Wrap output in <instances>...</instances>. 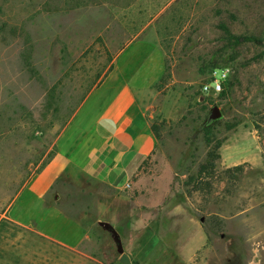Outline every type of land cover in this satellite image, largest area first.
<instances>
[{"label":"rangeland","instance_id":"obj_1","mask_svg":"<svg viewBox=\"0 0 264 264\" xmlns=\"http://www.w3.org/2000/svg\"><path fill=\"white\" fill-rule=\"evenodd\" d=\"M226 28L261 42L235 45ZM156 45L163 67L151 66L144 110L157 145L134 183L115 193L76 162L44 205L88 231L98 262L80 264H122L100 225L107 203L122 207L115 229L139 264H264V0H0V214L13 202L20 219L16 196L59 151L93 157L91 105L72 120L77 109L111 71L124 80ZM230 56L225 96L204 93L209 66ZM215 105L221 158L212 177H197ZM23 192L35 225L41 205Z\"/></svg>","mask_w":264,"mask_h":264},{"label":"crops","instance_id":"obj_2","mask_svg":"<svg viewBox=\"0 0 264 264\" xmlns=\"http://www.w3.org/2000/svg\"><path fill=\"white\" fill-rule=\"evenodd\" d=\"M118 57L119 54L113 63ZM151 66H155V70L158 67L162 70L163 51L158 45L141 59L129 77L117 80L114 75V70L119 71L117 68L91 89L72 120L91 105L92 119L88 131L100 148L87 161H76L73 152L59 151L30 181L28 187L16 196L14 202L19 201L17 211L20 219L10 214L13 202L1 212L0 264H12L9 258L13 261L27 260L30 264L98 262L88 251L84 226L76 225V221L69 219L62 209L44 204L49 203L50 192L59 177L76 162L79 168L95 175L115 193L122 194L131 187L134 177L157 145L152 124L144 110L148 100L147 91L154 89V83H150L148 76V73H153ZM128 183L130 187L126 188ZM24 190H28L41 205L36 210L35 217L38 219L35 225L34 221L28 220L31 210L25 207ZM106 206L101 221H108L115 227V218H119L122 207L118 205L116 210L109 211V204ZM59 216L61 221H57ZM28 238L37 241H27ZM143 239L146 240V237Z\"/></svg>","mask_w":264,"mask_h":264},{"label":"trees","instance_id":"obj_3","mask_svg":"<svg viewBox=\"0 0 264 264\" xmlns=\"http://www.w3.org/2000/svg\"><path fill=\"white\" fill-rule=\"evenodd\" d=\"M227 33H229L228 40L233 41L235 45L244 44L246 42L254 41V42H261V38L255 37V36H247V35H232L230 34L229 30L226 28ZM235 57L230 56L228 59H225V63L218 64V63H212L209 68L218 66V65H229V62L234 60ZM225 90L220 93V96H225ZM211 96V95H210ZM219 120H211L209 117L205 120L204 125L202 127L204 138L209 146L207 156L205 159V162L201 163L199 165L197 177H203V175H207V177H212L213 173L216 170L217 167V161L221 158L220 148L222 146L223 140H220L216 137V126L218 125ZM229 128H233L234 125L230 124L228 125ZM146 162V161H145ZM241 165L234 166L232 168L226 169V172H232L236 169H241ZM192 179H196L193 177ZM134 261V260H133ZM136 262V261H134Z\"/></svg>","mask_w":264,"mask_h":264},{"label":"built area","instance_id":"obj_4","mask_svg":"<svg viewBox=\"0 0 264 264\" xmlns=\"http://www.w3.org/2000/svg\"><path fill=\"white\" fill-rule=\"evenodd\" d=\"M232 73V67L230 65H218L208 69L207 78L202 84V91L208 95L220 94L224 90L225 84L228 82ZM219 83V91L215 85ZM130 187V183L126 185V188Z\"/></svg>","mask_w":264,"mask_h":264},{"label":"water","instance_id":"obj_5","mask_svg":"<svg viewBox=\"0 0 264 264\" xmlns=\"http://www.w3.org/2000/svg\"><path fill=\"white\" fill-rule=\"evenodd\" d=\"M221 116H222L221 109L217 105H215L211 109V114L209 115V119L217 120V119L221 118ZM100 225H102L104 228H107L113 232L114 238L117 241L118 251H119V253H121L120 262L122 264H139L137 262H134L131 255L125 251V247H124V244L122 242L121 235L115 229V227L108 221H100Z\"/></svg>","mask_w":264,"mask_h":264},{"label":"clouds","instance_id":"obj_6","mask_svg":"<svg viewBox=\"0 0 264 264\" xmlns=\"http://www.w3.org/2000/svg\"><path fill=\"white\" fill-rule=\"evenodd\" d=\"M215 87L217 88V90L219 91V89H220V84L219 83H217L216 85H215Z\"/></svg>","mask_w":264,"mask_h":264}]
</instances>
